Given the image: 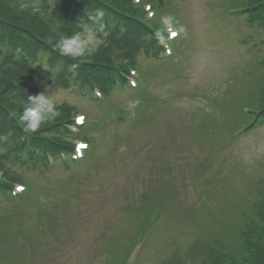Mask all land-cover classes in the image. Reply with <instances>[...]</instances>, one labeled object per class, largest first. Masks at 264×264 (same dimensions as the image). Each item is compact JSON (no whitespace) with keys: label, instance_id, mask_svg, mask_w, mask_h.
<instances>
[{"label":"rangeland","instance_id":"1","mask_svg":"<svg viewBox=\"0 0 264 264\" xmlns=\"http://www.w3.org/2000/svg\"><path fill=\"white\" fill-rule=\"evenodd\" d=\"M153 2L181 37L165 65L139 55L144 97L120 90L94 103L45 83L88 115L92 148L69 169L13 167L29 190L0 198V264H174L195 241L234 243L264 197V126L234 138L249 115L227 109L264 77L252 47L264 50L263 30L228 12L234 0ZM262 96L256 89L253 104ZM140 231L145 240L133 241Z\"/></svg>","mask_w":264,"mask_h":264},{"label":"trees","instance_id":"2","mask_svg":"<svg viewBox=\"0 0 264 264\" xmlns=\"http://www.w3.org/2000/svg\"><path fill=\"white\" fill-rule=\"evenodd\" d=\"M234 2L231 8L240 9L250 27L264 32V0ZM85 25L102 26L103 43L86 58L63 55L59 41L80 32ZM162 30L159 22L146 20L143 8L132 0H0V198L16 201L23 197L9 193L15 184L26 183L24 175L13 167L29 172L52 171L61 164L69 169L74 162L70 157L68 162L61 159L62 153L70 156L73 151L67 138L89 140L87 131L94 126L88 123L80 136L73 135L68 125L74 122L72 112L76 108L68 102H56V115L46 113L45 123L30 130L21 119L23 102L30 95L45 92V83L89 96L97 87L103 93V102L111 100L116 92L127 90L129 67H137L141 53L155 59L164 50L162 37L166 33ZM252 47L264 69V50L258 43ZM155 60L159 65L169 62ZM149 71L145 81L153 76ZM258 81L260 84L248 91L251 94L246 103L238 96L228 103L232 114L235 110L241 113L243 106L250 108L253 117L241 125H246L245 131L264 123V77ZM256 89L263 95L256 102L258 106L251 99ZM135 91L144 97L146 89L139 86ZM49 155L56 161L53 168L48 164ZM244 216L240 223L244 224L234 230V243L215 236L195 241L186 259L173 258L174 264H264V197L254 199Z\"/></svg>","mask_w":264,"mask_h":264},{"label":"clouds","instance_id":"3","mask_svg":"<svg viewBox=\"0 0 264 264\" xmlns=\"http://www.w3.org/2000/svg\"><path fill=\"white\" fill-rule=\"evenodd\" d=\"M97 15L102 16V13ZM102 31V26L97 28L85 25L80 32L63 37L59 41L58 47L62 54L67 57L86 58L92 55L96 48L103 43L100 36ZM55 107L56 101L47 94V90L39 95H30L27 102H23L21 119L28 129L35 131L36 128L45 123L46 113L48 116L56 115Z\"/></svg>","mask_w":264,"mask_h":264},{"label":"snow or ice","instance_id":"4","mask_svg":"<svg viewBox=\"0 0 264 264\" xmlns=\"http://www.w3.org/2000/svg\"><path fill=\"white\" fill-rule=\"evenodd\" d=\"M173 36H175L176 35V33L175 32H173V33H171ZM83 120H84V118L83 117H80L79 119H78V122L79 123H83Z\"/></svg>","mask_w":264,"mask_h":264}]
</instances>
